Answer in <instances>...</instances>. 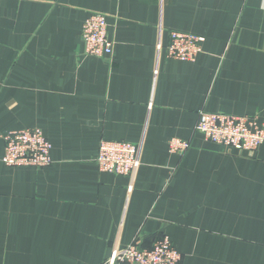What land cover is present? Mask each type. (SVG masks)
I'll return each mask as SVG.
<instances>
[{"label": "crops", "instance_id": "1", "mask_svg": "<svg viewBox=\"0 0 264 264\" xmlns=\"http://www.w3.org/2000/svg\"><path fill=\"white\" fill-rule=\"evenodd\" d=\"M91 12L111 57L82 56ZM171 31L204 38L193 61ZM201 109L264 116V0H0V264H105L163 235L181 264H264V142L207 141ZM28 127L51 163L5 165L2 134ZM102 139L140 144L132 176L98 169Z\"/></svg>", "mask_w": 264, "mask_h": 264}, {"label": "built area", "instance_id": "2", "mask_svg": "<svg viewBox=\"0 0 264 264\" xmlns=\"http://www.w3.org/2000/svg\"><path fill=\"white\" fill-rule=\"evenodd\" d=\"M203 37L171 31L165 45L166 55L173 59L193 61L201 51ZM82 56L111 57L114 40L108 31L106 15L91 12L81 28ZM195 132L227 150L255 153L264 142V117L258 114L233 115L224 112L198 111ZM1 161L10 167L43 168L51 163V143L38 127L12 129L2 134ZM170 153L183 156L190 148L189 140L170 138ZM140 144L124 140L99 142L95 162L103 172L132 176L140 165ZM105 264H181V254L167 235L161 236L151 247H142L136 241L113 247Z\"/></svg>", "mask_w": 264, "mask_h": 264}, {"label": "rangeland", "instance_id": "3", "mask_svg": "<svg viewBox=\"0 0 264 264\" xmlns=\"http://www.w3.org/2000/svg\"><path fill=\"white\" fill-rule=\"evenodd\" d=\"M255 114H257V113H255ZM259 115V114H258ZM264 117V116H263Z\"/></svg>", "mask_w": 264, "mask_h": 264}]
</instances>
